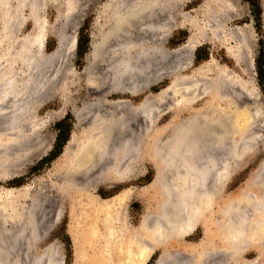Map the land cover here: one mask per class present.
Returning a JSON list of instances; mask_svg holds the SVG:
<instances>
[{"label": "bare ground", "instance_id": "6f19581e", "mask_svg": "<svg viewBox=\"0 0 264 264\" xmlns=\"http://www.w3.org/2000/svg\"><path fill=\"white\" fill-rule=\"evenodd\" d=\"M40 2L43 1L0 0V45L6 43L4 44V50L0 51V133L5 132L10 135V129L21 126L22 121L27 119L28 111L32 108L31 101L32 98H35L34 95L38 93V90H44L45 83L52 78L54 80L62 69L63 58L60 57L59 59V52L49 57L43 56L37 64L30 46L31 37L30 39L27 36L18 37V30L27 19L25 10L29 8L31 12L38 14L39 8H41ZM206 2L208 3V1ZM187 6L185 0H108L104 4L100 13L106 17L104 21L105 28L99 34L101 37L99 38L100 42L95 40V35H93L94 39H92L91 44L93 60L103 62L101 59H104L106 63V87H103L102 91L100 90L102 95L110 94V92H128L132 95H139L146 87L161 77L174 73L176 69L181 70L188 66L189 62L182 64L178 62L175 69H171L166 64L165 69L163 67V69H160L161 62L166 57L171 58V56L178 53L195 49L196 44L193 40L196 39L193 38L195 36H190L184 44L170 51L169 56L160 48V43L168 39L177 24L176 14ZM64 16L66 15L64 14ZM98 19L95 23H98ZM38 20L36 19L37 25L40 22ZM246 27L245 29L244 27L239 29L237 33L239 43L236 48L227 50V54L237 63H241L244 54H246L248 43L246 37L250 33L248 32L250 30ZM234 31L233 33H235ZM237 34L236 36H238ZM12 40L13 44H9L8 42ZM65 43L67 42L59 41V48H62L64 52L67 48L63 49ZM248 49H251L250 46ZM102 53L103 55H101ZM52 61L54 62L52 63ZM18 64H23L24 73L27 71L26 68H29L31 72L29 76L35 75V77H26L27 79L19 77L20 69L18 68L21 67H18ZM60 67L61 69L58 70ZM201 70L202 66L194 70L195 75L198 76ZM204 71L206 70L204 69ZM220 71L219 79L217 77V80L209 81V87L206 85L207 88H204L200 83L199 86L196 85L194 88L196 91H193L194 94L196 93L195 96L190 95L192 93V90L189 91L191 89L189 87L190 81L187 82L189 87L187 91L190 92L189 97L188 94L184 95L183 87L181 85L177 86L178 83L173 79L172 83L154 96V99L159 101L161 97L174 90V94L183 91L180 95L185 97L180 96L183 98L182 101L175 104L170 103L173 111L172 119L165 130H162L163 133L159 134L161 140L158 138L160 144H158L157 150L150 155L156 168L155 184L152 190L157 199V207H151L148 215L142 218L136 228L130 227L118 216L119 210L126 206L128 199L136 194L134 189L127 187L110 198H100L94 195L93 191L98 182L101 183V180L109 187L115 182H121L133 176L142 160L141 133H156L159 130L156 127L158 118L170 108H167V106L157 108L154 103H150L153 99V96L150 95L136 105L122 98L109 101L101 96L96 101L94 100V112L87 110L88 113H92L90 116L86 114L87 112L84 113L88 117V122L87 118H83L84 115L81 116L82 118L78 116V125H82L83 128L82 133L79 137L73 135L61 154L63 159L71 162V165L66 166V168L64 163L63 168L60 169V171H63L65 168L64 170L70 172V176L65 177L64 175L66 183H62L63 185L60 183L54 188L55 199H48V201L42 203L35 202V200L29 202L28 200L29 203L27 205L24 203L20 209L21 214L29 220L31 231L29 235L34 240V245L46 239L51 233L62 214L61 208L68 201L72 218L76 223L75 226L72 225L69 228L78 245L74 264H147L157 250H160V255L155 264H163L166 259L171 260L173 258H171V250L174 246L179 247L187 254V240L197 234L199 227H203L204 236L209 240L208 245L210 247L217 245L220 241L225 243L227 247L225 258L230 264H264L263 179V181H258L259 179L255 181L260 185L257 190L253 189L247 193L244 190L240 197H236L233 202H230L231 206H228V210L235 216L238 214V218L241 217L242 223L239 226L235 225L236 223L232 222L231 218L230 222L225 223L228 225L225 226L230 230L221 232L220 212L217 213L216 207L222 198L224 187L231 180L235 170L234 165L223 164L226 161L223 157L226 152H223V154L220 149L222 150L226 146H221L225 142L231 143L232 146L229 149L234 150L231 153H236L231 159L234 158L233 160L240 161L242 157L238 153V142H242V147L245 146V149H250L251 144L249 140H247L248 143L245 142L246 140L241 141L242 137L240 139V136L238 137V134L235 133V116L237 117V115L234 116L235 112L227 114L225 111L224 114L227 115L222 117L221 113L223 112H221L218 103L220 98L226 96V94L229 97L230 95L232 97L236 96L235 98L244 94L247 99L253 100L255 94L252 95L247 88L245 91L238 79L235 80L236 77L233 80L229 78V75L227 76L224 73L227 69L221 68ZM47 76L51 79H47ZM200 76L199 79L203 77V75ZM95 78L97 79V77ZM140 78L145 80V83L141 84V81L139 82ZM96 79L91 77L89 80L91 84L89 88L93 91L100 86L99 83L97 85ZM191 79L194 82L195 78L193 76ZM204 81L206 80L203 77ZM206 84H208V81ZM238 87H240V93L235 94ZM228 89H233L231 94ZM203 95L214 97L216 103L207 106V110H203L205 112L193 109V113L189 118L180 119V116H184L183 114L186 111L192 109L194 102ZM167 96L170 97V94ZM164 99L165 97L162 100ZM225 99L228 98H223L221 101ZM237 99L241 102V98ZM176 101L178 100L176 99ZM235 103V107H237V102ZM229 104V109L234 107H231V102ZM247 104H249V101L246 102ZM166 105H169V103H166ZM250 105H253V103ZM242 108L244 107L242 106ZM12 131L15 132L16 130ZM196 134L198 138L194 139L196 140L195 144L190 143L193 140L191 139L192 135ZM242 135L244 134L242 133ZM195 149L198 153L194 152ZM165 173L171 175V178H166ZM60 175L61 173L59 177ZM160 175L162 178H160ZM164 176L166 179L163 182ZM19 190L21 188H10L7 191L13 193ZM46 207L53 214L47 216L44 223H39L37 218L42 215H40V212L45 210ZM225 212L227 211L225 210ZM231 222L234 223V226ZM84 224H89V227ZM85 227L91 231L90 236H86ZM210 228L215 230L213 234L209 232ZM25 230L27 231V229ZM2 232L0 231V264H65L63 255L56 249L55 244L50 243L41 251L37 250V246L31 244V248L26 247V251V248L23 250L22 246L20 247L23 244H20V241L19 247L13 241L7 242L5 239L7 235L4 231ZM21 235L23 234L17 232L14 235L15 239ZM24 236H26L25 233ZM9 237L11 239V236ZM17 241L15 240L16 243H18ZM86 243L92 245L86 247ZM20 249L27 254L24 252L19 253L18 250ZM249 249L254 250L256 255L250 261L244 260V252ZM91 250L93 254L89 253ZM26 255H28L27 258ZM210 256L200 258L201 260H198L196 264H210L209 262L204 263V260ZM188 260L190 259L184 262L183 258V263H181L191 264ZM178 263L180 264V262ZM214 263L219 264L218 262Z\"/></svg>", "mask_w": 264, "mask_h": 264}, {"label": "rangeland", "instance_id": "374dc122", "mask_svg": "<svg viewBox=\"0 0 264 264\" xmlns=\"http://www.w3.org/2000/svg\"><path fill=\"white\" fill-rule=\"evenodd\" d=\"M39 1L43 2H40L41 8H39L40 10L38 11V14H34L29 8L25 10L27 19L19 28L20 30H18V37L20 36L21 38L27 36L29 39L31 37L30 46L32 47L31 50L34 54V59L36 60L35 62H37V64L40 62V59H42L43 56L49 57L59 52V59L60 57L63 58V63L61 62L62 69L60 67L58 70L61 69L60 71L62 72L59 71L60 73L58 72L54 80H52L53 78L51 79V77L49 78L48 76H50V74H48L47 79L51 80H48L49 82L45 83L44 90H38V96L35 94V98H32V108L29 110L30 112L28 111L27 119L22 121L21 126L10 129V135L3 131V133H0V231H4V233H6L8 236H5L7 242L10 243L13 241L16 245H18V247L21 243H23L20 245V247L22 246L23 250L26 247L31 248V244L34 245V240L31 239L29 235V233L31 234L30 224L28 222L29 220L28 218L26 219L23 214H21L20 209L24 203L27 205V203L34 202V200L35 202L42 203L44 201H48V199H55L53 192L54 188L60 185V183L61 185H63L62 183H66L64 175L65 177L70 176V172L64 169L66 166L71 165V162L63 159L61 154L63 153L65 146L71 140L72 136L76 135L79 137L83 131L82 125H78V116L81 117L84 115L83 118H87L86 120L88 122V117L86 114L88 116L92 114L91 112L88 113L89 110L94 112L93 102L94 100L96 101V99L101 98V96L109 101L120 98L126 99L136 105L146 96L150 95L153 96V99L150 103H154V106H157V108L159 106L160 108L162 106H167V108H170V110L165 111V114L158 118L156 127L159 130H157L156 133H141L140 144L142 143V160L141 165L135 170L133 176L124 181L115 182L109 187L104 184L103 180H101V183L98 182L95 190L93 191L94 195H97L100 198H110L127 187L134 189L136 194L128 199L125 204L126 206L124 205L125 207H122V209H120L121 211L119 210L118 216L130 227H138L142 218L148 215L150 208L157 207V199L152 190L155 184L156 168L150 155H152L157 150V146L160 144V141L158 142V138L161 140L159 137L161 135L159 134L163 133L162 130H165V127L172 119L173 111L171 109L172 107L170 103L175 104L182 101V99L185 97L184 95H189V91L191 90L192 93L190 95L195 96L196 93L194 94V92L196 90L194 88L196 85L199 86V83L204 88H207V86L209 87V81H213L217 77L219 79V72H221V68L227 69L228 72L224 71V73H226L227 76L229 75V78H232V80L236 77L235 80L238 79V81L243 85L242 87L245 91L247 88L251 91L252 95L255 94L258 96L256 97L254 95V100L249 98L248 100L244 94H242L243 96L237 97L241 98L240 102L239 99L235 98L236 96L232 97V95H230L232 92L231 90L233 89H228L230 97L228 94H226V96L220 98V102L218 103L221 112H223L221 113L222 117L223 115H227L229 113H236H234V116L237 115V117L235 116V133L238 134V137L240 136V139L242 137L241 141L246 140L245 142H247V140H249V143L251 144L250 149H245V146L242 147L243 143L240 141V143L238 142V153H240L242 157L240 161H235L233 160L234 158L231 159L233 155L236 154L231 153L234 152L233 149V151L229 149L232 146L231 143L225 142L221 147H223V145L226 147H223L222 150L220 149L221 153L226 152L225 155H223V157H225L224 160H226L223 164L235 166V170L233 172L234 174L231 180L224 187L222 198L216 207L217 213L220 212L219 221L221 223V232H227L230 230L225 226L227 225L225 223L227 221L230 222L231 218V221L236 223L235 225L239 226L242 223V219H240L241 217L238 218V214L236 217L235 214H231V212L228 210V206H231L230 202H233L234 198L240 197L244 190L246 193L253 189L257 190L260 185L255 181L258 179V181L264 180V0H185V3L188 6L176 14L175 20L177 24L173 28L168 39L160 43V48L167 53V56H169L170 51L180 47L189 39L190 36H195L193 37L196 38L193 39L196 44L195 49L178 53L174 56H171V58L166 57L161 62L160 69H165L167 66H170L171 69H175V66L178 65V62L179 64L189 62L188 66L181 70L176 69L174 70V73L161 77L159 80L155 81L156 83L153 82L148 87H146L139 95H132L128 92H110V94L103 95L100 93V90L102 91V89H104L103 87H106V63L104 59H101L104 63L102 61L99 62L98 60H93L94 56H92L91 44L92 39H94L93 35H95V40L100 42L99 38L101 37L99 34L103 32L105 28L104 21L106 20V17L100 12L102 11L101 8L108 0H74L73 2L72 0ZM206 1H208V3ZM230 7L233 9L231 10ZM212 11L213 18L211 16ZM64 14L66 16H64ZM227 14L229 15L226 16ZM222 16L224 17L222 18ZM218 17L221 21L217 19ZM36 19L40 20L38 23L39 25L36 24ZM96 19H98V23H95ZM243 27L244 29L245 27L248 28V30H250L248 32L250 33L249 36L246 37L248 43L246 47V54H244L242 58L243 61L241 63H237L227 54V50L236 48L239 43V35L237 33L239 29ZM233 31L235 33H233ZM236 34L238 36H236ZM147 40L150 41L148 38ZM59 41L67 42L63 46V49L67 47L65 52L64 50L62 51V48H59ZM8 43L13 44V40ZM4 44L0 45V51L4 50ZM249 46L251 48L250 50L248 49ZM247 53L250 56H248ZM101 55H103V53ZM53 62L54 61H52V63ZM207 63L210 66H208ZM22 66L23 64H18V67H21L18 68L20 69L19 77H23V79L35 77V75L29 76L31 75L29 68H26L27 71L24 73V66ZM200 66H202V70L197 76L195 75L194 70ZM204 69L206 71H204ZM200 75H203L204 80L206 81L203 82V77L201 78L202 80L199 79ZM192 76L195 78L194 82H192ZM91 77L93 79H96L95 77H97L96 83L97 85L100 84V89L97 88L96 90L94 89L95 91H93L89 88V85H91L89 83ZM174 77H176V79H174ZM172 79L178 83L177 86L181 85V87H183L182 89L185 91L184 95H180L183 91L174 94L175 91L172 90L170 93H167V95L170 94V97L167 95L166 97L164 95V100H162L163 97H161L159 101L158 99H154V96H156L163 88L173 82ZM144 81L145 80L142 78L139 79L141 84L145 83ZM207 81L208 84H206ZM187 82H189V87L191 89H189L187 86ZM182 85H186L187 89L185 90L186 86ZM179 89L182 90L181 88ZM188 89L189 91H187ZM236 91L237 93L235 94H239L240 87H238ZM173 95L174 97L176 96L175 99ZM223 98H228L229 100L225 99L221 101ZM166 99L170 102H168ZM176 99L178 101H176ZM248 101L249 104L246 105V102L248 103ZM229 102H231V107H235V102H237V107H232L231 109L234 108L233 110L229 109ZM166 103H169V105H166ZM215 103L216 101L214 97L203 95L199 98V100L197 99V101L194 102L192 109L186 111L183 114L184 116H180V119L187 117L189 118L193 113V109L197 111L207 110V106L210 104L213 105ZM252 103L253 105H250ZM242 106L244 108L246 107V109L242 108ZM247 108L252 109L248 110ZM243 109L244 111H242ZM225 111L227 114H224ZM12 130H16L15 132L17 134ZM242 133L244 135H242ZM196 136L197 134L192 135L191 139L193 140L190 141V143L192 142V144H195L196 140L194 139L198 138ZM195 151L198 153L196 149L194 152ZM48 157L54 158L52 160L50 158L42 161ZM64 163L65 168L63 169V172L60 171V169L63 168L62 166ZM60 173L61 175L59 177ZM161 174L163 175V173ZM164 175H166V178H171V175L169 176L166 173ZM160 178H162L161 175ZM166 178L165 176L163 177V182ZM63 180L64 182H62ZM10 188H21V190L9 193L7 190ZM61 209L62 214L54 229L46 239L39 242L38 244H35L34 246H37V250L41 251L50 243L55 244L56 249L62 253L65 264H74L78 245L76 244L73 235L70 233L69 228L72 225L75 226L76 223H74V219L72 218L68 201L64 203L63 208ZM48 210L49 209L46 207L45 210L40 212V215H42L38 216L37 218V220L39 219V223H44V220H46L45 218L53 214L50 210ZM225 210L227 212H225ZM234 223H232L233 226ZM84 225L89 227V224ZM22 227L27 229L29 232H27ZM235 227L237 228V226ZM84 229L86 236H90L91 231L86 227ZM17 232L23 234L19 236L20 240L19 238L15 239L14 235H16ZM209 232L213 234L215 230L210 228ZM24 233L26 236H24ZM9 236H11L12 240ZM15 240L18 243H16ZM26 240L28 241L26 242ZM208 241L209 240L204 236L203 227H199L197 234L187 240V254L184 253L179 247L174 246L171 250V258L173 257L175 259H166L163 264H177L178 262L182 264L183 258L184 262L187 261V259H190L188 260L189 263L196 264L198 260H201L200 258H207V256L210 255L211 256L208 259L204 260V263L209 262L210 264H217L214 262H218L219 264H230V262L226 260L227 258H225L227 250L225 243L220 241L217 245L210 247L208 245ZM23 245L26 246L24 247ZM90 245L87 243L85 244L86 247H89ZM27 248L25 249L26 251ZM18 251L19 253L22 252L21 249ZM24 253L27 254L26 252ZM89 253L93 254V251L91 250ZM159 255L160 250H157L147 264H155ZM255 255L256 252L252 249H249L244 252L243 259L250 261L255 257ZM27 256L28 255H26V258Z\"/></svg>", "mask_w": 264, "mask_h": 264}, {"label": "trees", "instance_id": "16d2710c", "mask_svg": "<svg viewBox=\"0 0 264 264\" xmlns=\"http://www.w3.org/2000/svg\"><path fill=\"white\" fill-rule=\"evenodd\" d=\"M50 158H51V157L45 158V159H43L42 161H45V160L50 159ZM53 158H54V157H52L51 160H52Z\"/></svg>", "mask_w": 264, "mask_h": 264}]
</instances>
